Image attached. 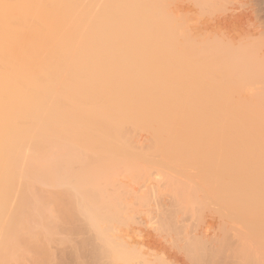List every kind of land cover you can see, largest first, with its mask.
I'll list each match as a JSON object with an SVG mask.
<instances>
[{"label":"bare ground","instance_id":"1","mask_svg":"<svg viewBox=\"0 0 264 264\" xmlns=\"http://www.w3.org/2000/svg\"><path fill=\"white\" fill-rule=\"evenodd\" d=\"M182 1L206 16L187 34ZM182 1L0 0V264H264V0ZM130 127L205 166L246 232L109 193L144 157Z\"/></svg>","mask_w":264,"mask_h":264},{"label":"rangeland","instance_id":"2","mask_svg":"<svg viewBox=\"0 0 264 264\" xmlns=\"http://www.w3.org/2000/svg\"><path fill=\"white\" fill-rule=\"evenodd\" d=\"M166 2L172 17L177 18L172 11L177 8L176 4L179 3L176 0H166ZM180 5L184 7L179 9L180 17L177 19L184 23L183 28L186 34L196 27L205 25L201 22L206 20V16L204 18L199 15L195 16V13L192 10L190 11L185 1H182ZM195 17L201 18L196 21ZM199 20H201L200 23ZM210 22L211 24L215 23ZM129 134L134 147L133 151L143 154L144 157L123 160L111 169L107 181L103 180L106 182H102V186L109 193H119V195H123L125 199L129 200H133V196L138 193H149L152 190L159 192L165 198L170 195H180V201L184 206L198 207L208 212L210 214L206 218L208 222L216 224L218 221H222L234 233L246 232L247 229L240 223L241 218L232 214L235 212L236 206L227 201L228 196L225 195L224 191H221L217 178L205 175V166L178 163L179 160L169 157L162 144H156V132L151 128L130 127ZM162 135L166 136L167 133H162ZM129 206L135 209L147 208V205H143L138 201L129 202ZM137 225L139 224H135V226ZM142 226H138L137 232L139 227H145ZM152 233H147V236L150 234L153 239L156 232ZM22 264L31 263L29 259L28 261L26 259Z\"/></svg>","mask_w":264,"mask_h":264}]
</instances>
